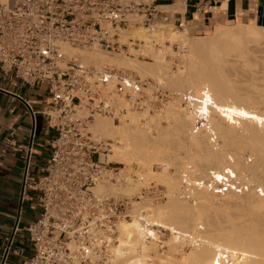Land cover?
I'll list each match as a JSON object with an SVG mask.
<instances>
[{"label":"built area","instance_id":"built-area-1","mask_svg":"<svg viewBox=\"0 0 264 264\" xmlns=\"http://www.w3.org/2000/svg\"><path fill=\"white\" fill-rule=\"evenodd\" d=\"M160 15L156 0H0V75L24 87L44 86L47 95L41 115L51 137L41 164L44 174L34 184L38 215L22 228L19 216L14 230V235L27 232L33 247L27 264H120L119 224L132 219V199L96 191L100 185L117 184L122 164L109 160L113 141L94 134L91 126L97 117L120 124L129 113H162L169 93L156 82L116 68L83 64L68 50L152 60L151 52L170 43L156 35ZM132 28L147 34V40H125V31ZM184 48L178 45V50ZM27 106L34 120L27 149L32 156L36 113ZM183 184L187 199L194 189L217 196L247 191L227 171L194 182L185 173ZM257 192L264 193L262 188ZM140 197L162 201L164 191L149 186ZM142 229L147 247L142 264H164L167 230L144 220Z\"/></svg>","mask_w":264,"mask_h":264},{"label":"bare ground","instance_id":"bare-ground-1","mask_svg":"<svg viewBox=\"0 0 264 264\" xmlns=\"http://www.w3.org/2000/svg\"><path fill=\"white\" fill-rule=\"evenodd\" d=\"M1 1L5 4L12 0ZM129 32L136 31H125ZM167 38L179 40L184 47L188 45L183 66L177 72H171L162 53H157L154 63L146 64L121 56L102 55L95 49L68 50L83 64L93 63L99 68L115 66L130 70L143 80L154 78L158 84L164 82L173 86L181 95L180 102L182 100L189 109L186 111L180 102L179 105L169 103L166 112L172 118L168 121L174 120L172 128L168 126L171 130H164L157 123L156 119L158 122L163 119L161 114L154 117L140 114L147 120L146 125L134 117L128 124L123 120L121 125L97 117L91 126V131L100 138L119 139L123 144L117 146L113 142L114 153L109 160L125 168H120L117 184L100 185L96 189L99 193L127 197L137 194L145 185L146 177L140 176L142 171H134L132 164L146 169L148 161L159 159L166 166L172 163L176 166L175 174H166L169 203L165 207H156L146 200L134 205L131 202L132 219L119 224L116 258L120 264H125L126 259L132 264L143 263L147 251L142 229L144 220L171 232L164 264H264V193L257 192V188L264 192V81L258 84L263 79L258 75L264 71L261 66L264 27L239 20L234 29L226 24L216 27L207 39L192 37L188 41L180 32H171ZM153 128L158 136L153 135ZM164 150L170 151L171 156H163ZM247 150L254 160L252 157L249 160V156L245 158ZM180 152H185L186 156L181 157ZM31 158L27 159L29 169ZM226 171L246 185L247 191L217 196L207 190L194 189L187 199L183 184L185 173L194 182ZM27 183L25 175L24 187ZM222 200L226 207L219 205L218 201ZM232 207L235 209L231 210ZM180 242L191 243L193 250L185 254L179 247L180 252ZM171 252H180V258H175Z\"/></svg>","mask_w":264,"mask_h":264},{"label":"crops","instance_id":"crops-1","mask_svg":"<svg viewBox=\"0 0 264 264\" xmlns=\"http://www.w3.org/2000/svg\"><path fill=\"white\" fill-rule=\"evenodd\" d=\"M156 6L161 12L160 24L174 26L188 35H203L221 24L239 20L264 27V0H156ZM46 98L44 86L24 87L13 78L0 75V264H27L33 256L27 232L14 235V230L26 196L22 200L27 149L32 144L34 128L27 103L36 113V125L38 118L42 120L40 131L36 130L32 157L45 152V159L51 137L46 134V120L41 115ZM30 222L21 219L20 228ZM11 240L14 244L8 251Z\"/></svg>","mask_w":264,"mask_h":264},{"label":"rangeland","instance_id":"rangeland-1","mask_svg":"<svg viewBox=\"0 0 264 264\" xmlns=\"http://www.w3.org/2000/svg\"><path fill=\"white\" fill-rule=\"evenodd\" d=\"M227 26H228L229 29H234L236 27V22H231L230 24H227ZM132 29H130V30H132ZM212 30L213 29L207 31L203 35H192V34H189L188 35L187 32H185V31L183 32V30H180L179 28H176V27L171 26V25H162L161 24V26H159V29L156 32V35L162 41H164V42L169 41L170 43L164 44V50L163 51L152 52V60H142V59L137 58L136 56H130V55H125V54L118 55V54H108V53H104V52H101V53H102V55H108V56H111V57H116V56L117 57H120L121 56L120 58H123V59L124 58L125 59H133V60H137L138 62H142V63H146V64L154 63V59L156 58L157 53L158 54H161L162 53V55H163L162 58L164 59V61H166L168 64H170L169 66H170L171 72H177L178 69H179V67H182L183 66V57H184V55H187V52H188L187 51L188 50L187 47H188V45L183 49V51L180 50V49L178 50V45L179 44H181V46H183L182 42H180L177 39H175L173 41H170V39H168L167 36H169L171 32L172 33L173 32H180V33L183 34V36L186 37V39L188 41H190L192 39V37H201V38L207 39L211 35ZM133 31H136V32L135 33H130L129 32L128 34L125 33V38L124 39L125 40H128L129 38H134V39L137 38V39H140V40H147L146 39L147 38V35L144 32H142L141 30L133 29ZM181 38H182V36L179 37L180 40H181ZM98 53H100V51H98ZM154 54H155V56L153 57ZM95 66H97V65H95ZM261 66H262V68H264V60L262 61V65ZM110 67L111 68H116V69L121 70V71H123V72H125L127 74L134 75V76H136V77H138V78L141 79L140 76H138L136 73H134V72H132L130 70L119 69L118 67H115V66H110ZM262 72H264V71H261V73L258 75L259 77L263 78L258 83L259 85L261 83H263V81H264V73H262ZM141 80H143V79H141ZM144 80H151L153 82L158 83L157 80L154 79V78H146ZM159 84L162 85V86H164L165 90H167V92L169 93V99H168V102L166 103L165 108H164V111L162 113H156L154 115H151L150 117H154L157 114L159 116V114H161L160 117L163 118V119H161V121H159V122L156 119L157 123H160V125L162 127H164V130H171V128H172L171 126L173 125L174 120L172 119V123L169 122L172 117L170 116V118H169V115L166 112L167 111L166 107L169 105V103H172L173 102V103H175L177 105L180 104V106L184 107L186 109V111H188L189 109L187 108V104H185L184 102H182V100L180 102L181 95H179V93H177L176 89L173 86H170V85H168V84H166L164 82H162V84L161 83H159ZM262 85H264V83ZM166 115L168 117L167 119H166ZM131 117H134V118L140 120L139 122L142 125H144L147 122V120L145 122H141V118H143V116L140 115V114H129L128 120L127 121L124 120V121H126L127 124L130 123ZM99 119L109 120V119H103V118H99ZM150 119L151 118H149V120ZM168 119H169V121H168ZM41 125H42V120H41V118H38V121H37V129L39 131H40ZM116 125H119V124H116ZM168 126H170L171 128L168 127ZM151 131H152V133H153L154 136H158V132H156L155 129L154 130H151ZM106 140H110V139H106ZM110 141H113L114 143H116L117 146H122L123 145L122 143H119L120 142L119 139L110 140ZM186 141H187V139L184 138V142L185 143H187ZM166 150L163 151L162 155L163 156L164 155L166 156L167 154H169L168 156H171L170 153H169L170 151L167 153V152H165ZM46 152H48V150H46ZM245 152H246V153H244L245 158H247V156H249L248 158L250 160V158L252 157L251 154L248 152V150L245 151ZM45 154H46L45 152H42V154L38 156V154L35 153L34 154L35 155V158L33 159V157H32V160H31L32 166L29 169L28 183H27V189H26V194H25L26 196L24 198L23 207H22L21 212H20V214H21L20 217H21L22 220L32 221L33 219H36L37 218V215H38L37 191L34 189V184L36 183L37 179L39 177H42L43 174H44L43 171L41 170V164L43 163V161H41V160L44 159L43 157H45ZM180 155H181V157H185L186 156V153L185 152H180ZM37 159H39V160L37 161ZM168 159H170V158L168 157L167 160ZM252 160H254L253 157H252ZM249 163H250V161H249ZM172 164L174 165V163H172ZM173 165L166 166L165 163L162 162V161H160L159 159H158V161H148L147 166L145 167L146 169H143L144 167H141V165L138 166L137 164H135V165L132 164L131 166H132V169L134 171H137V172L138 171L139 172L142 171L143 173L142 172L139 173L140 176H143V177L145 176L146 177L145 178L146 179V181H145L146 183H145V185L143 187L140 188V191H138V193L137 194H134L133 196H129V197H133L134 198L132 200L133 205H134L135 202H138V201H142V202H146L147 201L149 204H152V205H154L156 207H159V206H162V207L164 206L165 207V204L166 203H169V193H168L169 190H168V186H167L166 174H170V175L175 174V172H176V170H175L176 169V166H173ZM121 168L122 169L125 168V165H121ZM135 179H137V178H134V180ZM262 181H264V180H262ZM149 186H153L155 188H161V189H163V191H164V200H162V201H154L153 199H144V200L143 199H137V197L139 196V194H141V190L144 189V188H147ZM218 203L222 207L223 206L222 204H224L225 201H223V200L222 201H218ZM224 206L226 207V204H224ZM230 209L233 210V209H235V207H232ZM132 210L134 211V207H132ZM145 215L146 214H144V216ZM167 232H168V236H167L166 246H168V244H170L169 242L171 240L170 239V237H171V234L170 233L171 232L168 231V230H167ZM15 240H16V237L14 239V242H15ZM14 242H13V244H14ZM13 244H12V247H13ZM190 244L185 243V242L184 243H181L180 242V243H178V249L180 247V249H182V251H183L182 253L188 254L189 252H191L193 250V248H191L193 246L190 245ZM184 245H186V246H184ZM167 248H169V246L166 247V250L165 251L168 250ZM180 252H181V250H180ZM179 253L177 252V254H176L175 252L174 253L171 252V255H173L175 258H180L181 253L180 254ZM177 264H181V263L180 262H177Z\"/></svg>","mask_w":264,"mask_h":264},{"label":"water","instance_id":"water-1","mask_svg":"<svg viewBox=\"0 0 264 264\" xmlns=\"http://www.w3.org/2000/svg\"><path fill=\"white\" fill-rule=\"evenodd\" d=\"M27 169H28V165H27L26 171H27ZM23 196H24V185H23L22 200H23ZM21 209H22V203L20 205V212H21ZM19 216H20V214H19Z\"/></svg>","mask_w":264,"mask_h":264}]
</instances>
